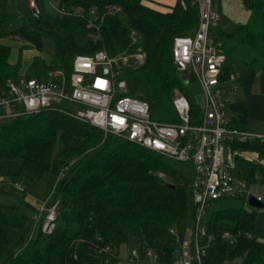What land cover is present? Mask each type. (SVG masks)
<instances>
[{"label":"trees","instance_id":"1","mask_svg":"<svg viewBox=\"0 0 264 264\" xmlns=\"http://www.w3.org/2000/svg\"><path fill=\"white\" fill-rule=\"evenodd\" d=\"M17 2L25 12L26 2ZM150 2L59 0L57 8L63 13L58 14L54 24L44 23L41 15L32 18L26 13L27 25L11 35L37 51L42 50L43 37L48 36L55 47L54 59L41 67L34 60L33 74L26 78L40 80L47 70L57 68L68 78L78 55L104 51L117 58L139 50L143 54L139 66L117 69L119 79H124L131 89L128 95L149 103L153 120L173 124L178 122L172 103V93L177 89L187 98L190 119L195 124L199 113L172 62L171 49L175 37L195 33L197 8L191 0H186L185 7L178 0L163 8L154 2L157 8L149 6ZM243 3L251 13L248 23L226 28L218 22L211 33L225 57L240 47L254 53L242 70L249 71L247 74L234 71L246 100L234 101L227 107L233 114L229 125L240 130L246 129L249 114L248 99L256 75L252 68L258 63L260 70L264 69V0ZM108 7H117L120 13L109 16ZM92 17L97 28H88ZM7 21L9 17L0 1V29ZM131 31L136 33L135 41ZM4 35L0 31V38ZM10 57L11 49L0 43V89L7 81L22 77L20 61L11 64ZM228 70L225 66L223 80ZM135 83L139 84L138 91ZM238 148L256 150L264 158V149L258 145ZM12 159L21 161V171L29 172L32 182L46 174L56 178L46 202L47 206L58 204L56 226L49 235L41 233L40 225L33 229L30 206L24 201L0 206V264H117V260L124 259L119 257V247L132 242L141 255L149 249L156 254L158 264H173L181 242V232L177 230L185 227L191 232L193 227L196 207L190 164L169 160L111 134L104 135L71 117L63 105L0 122V161ZM7 171L1 167L0 176L9 175ZM158 174H163L165 180ZM237 177L250 187L264 183V168L249 165L238 170ZM234 201L242 204L244 200L227 197L208 205L202 228L203 242L208 239L209 245L201 264H264V244L253 236L255 215ZM225 233L234 236L232 243L222 238ZM105 246L113 250L104 253Z\"/></svg>","mask_w":264,"mask_h":264},{"label":"built area","instance_id":"2","mask_svg":"<svg viewBox=\"0 0 264 264\" xmlns=\"http://www.w3.org/2000/svg\"><path fill=\"white\" fill-rule=\"evenodd\" d=\"M191 1L198 12L197 29L192 36L173 39L171 58L186 81L193 77L201 87L204 106L198 111L195 124L190 119L187 98L177 89L172 93V103L178 122L166 124L153 120L150 104L128 95L126 81L119 79L116 61L120 59L125 63L127 58H111L104 51L76 56L68 78L62 70H47L43 81L20 77L16 81H7L0 89V121L37 114L53 105H63L64 108V104L69 102L83 107L77 113L67 111L71 117L106 135L111 134L169 160L192 166V195L196 207L192 237L190 243L180 242L179 256L173 264H201L209 245L208 239L203 242L205 231L202 221L211 202L231 197L242 198L247 203L253 197L257 203L264 204V195L259 193V189L264 192V183H257L252 189L237 177L241 168L239 163L264 168V158L256 150L238 148L241 145H258L264 149V133L229 125V102L222 91L226 57L219 49L220 44L211 36L219 21L215 0ZM178 2L182 7L186 6V0ZM26 3L35 17L40 16L34 0H26ZM107 11L109 16L120 13L117 7H108ZM57 12L63 13L58 8ZM94 13L95 9L92 10ZM88 28L97 27L89 21ZM130 36L135 41L136 33L131 31ZM53 80L61 86L53 84ZM158 178L165 180L166 177L158 174ZM15 188L20 193L24 192L19 185ZM57 206V203L52 206L42 204L31 218L33 229L40 225L42 234H51L56 226ZM31 237L32 233L29 239ZM246 237L251 238V235ZM222 238L229 243L235 239L230 233L223 234ZM111 250L109 246L102 249L104 253ZM116 263L158 264L152 250H145L141 255L136 248Z\"/></svg>","mask_w":264,"mask_h":264},{"label":"rangeland","instance_id":"3","mask_svg":"<svg viewBox=\"0 0 264 264\" xmlns=\"http://www.w3.org/2000/svg\"><path fill=\"white\" fill-rule=\"evenodd\" d=\"M2 3L3 12L9 17V21L4 23L0 29L5 35L0 38V43L11 49V61L21 63V71L26 74L29 73V69L32 68L34 60L38 64L43 65L49 64L55 57L54 41L44 36L42 39V50L37 51L26 41H22L17 37H13L11 33L20 27L27 25V16L30 13L32 18L35 16L32 10L24 5L25 12L22 11L21 7H18L17 0H0ZM26 0H23L25 3ZM36 8L40 12L41 20L46 24H54L57 21L58 12L57 7L59 0H34ZM215 10L219 14V25L222 27H231L233 24L241 23L245 24L251 19V13L243 3V0H215ZM28 13V14H26ZM117 15V14H116ZM120 19L127 24L126 20L120 15ZM91 21H94L92 17ZM227 50V48H225ZM253 52L245 47H240L232 53H227L226 63L227 70L229 68L228 76L223 81L222 91L225 99L232 103L234 101H245L246 95L243 88L239 85L234 77V71L239 74H247L243 72L244 65L251 61ZM126 57L127 60L121 61L117 59V69H123L126 67L136 68L143 62V54L138 50L131 54L122 56ZM256 73H260L257 77L258 85L254 89V85L248 99L250 106L249 119L247 120V128L253 131H259L264 133V69L260 70L259 64H255L253 68ZM60 72L61 69L57 68ZM255 81V84L256 82ZM53 84L61 86V83L52 81ZM189 95L194 101L197 110H202L204 106L203 93L200 85L195 80H188L184 83ZM129 88V87H128ZM135 91L139 90V84L135 83ZM133 88V89H134ZM129 93L131 89H128ZM65 110L71 113H77L83 110V107L66 102L64 104ZM8 121V120H7ZM5 122V121H0ZM106 135V134H104ZM241 169H244L246 165L239 163ZM4 167L8 169L9 175L0 176V206H15L19 201H24L30 206L29 217L31 218L34 214V210H38L39 207L46 203L53 192L56 184V178L51 174H46L40 181H31V176L27 171H21V161L19 159L12 160H1L0 168ZM16 185H19L25 189V192H18ZM259 193L264 195L263 190H259ZM236 206L244 207L249 212H253L255 215V227L253 230V236L264 244V209H253L247 205L246 202L234 201ZM181 232L182 243H190L192 234L187 228H180L177 230ZM135 244L126 243L119 247V257H127V253L134 247Z\"/></svg>","mask_w":264,"mask_h":264},{"label":"crops","instance_id":"4","mask_svg":"<svg viewBox=\"0 0 264 264\" xmlns=\"http://www.w3.org/2000/svg\"><path fill=\"white\" fill-rule=\"evenodd\" d=\"M175 1L176 0H151V2L150 3H148V5L149 6H153V7H158V8H163V6L162 5H165V6H172L174 3H175ZM26 2V1H25ZM155 3V4H157L158 6H155V5H153L152 3ZM27 4V3H26ZM11 58V57H10ZM10 63L11 64H15V62L14 61H11L10 60ZM45 63L43 62V65H44ZM43 65H40V64H38V66L39 67H41V66H43ZM30 71H29V73H26V74H24L22 71H21V73H20V75L22 76V77H26V76H29V75H31V74H33V69L32 68H30L29 69ZM261 73V72H260ZM260 73H256V75H255V78H254V82H253V85H254V89H255V87H256V85H258V81L256 80L257 79V77H259V75H260ZM32 78H34V77H32ZM37 79V78H36ZM39 79H40V81H43L45 78H44V76L42 75L41 77H39ZM255 81H257L256 82V84H255ZM253 85H252V88H253ZM251 91H252V89H251ZM249 109H250V106H249ZM228 111V110H227ZM227 115L230 117V118H232L233 117V114H232V112H230V111H228L227 112ZM248 116H249V114H248ZM248 119H249V117H248ZM247 119V120H248ZM231 120V119H230ZM246 129H248L247 128V123H246ZM242 164V163H241ZM249 165H246L245 167H248ZM240 167V166H239ZM241 169V168H240ZM240 169H238V170H240ZM240 179V178H239ZM242 180V179H241ZM251 188L252 189H255V186H251ZM260 190V189H259ZM133 248V247H132ZM131 248V249H132ZM129 253V252H128ZM127 253V254H128Z\"/></svg>","mask_w":264,"mask_h":264},{"label":"water","instance_id":"5","mask_svg":"<svg viewBox=\"0 0 264 264\" xmlns=\"http://www.w3.org/2000/svg\"><path fill=\"white\" fill-rule=\"evenodd\" d=\"M184 83H186V77H182ZM247 205L253 209H264V204L257 203L253 197H250Z\"/></svg>","mask_w":264,"mask_h":264}]
</instances>
